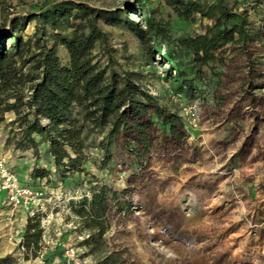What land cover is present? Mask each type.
<instances>
[{
	"label": "rangeland",
	"instance_id": "1",
	"mask_svg": "<svg viewBox=\"0 0 264 264\" xmlns=\"http://www.w3.org/2000/svg\"><path fill=\"white\" fill-rule=\"evenodd\" d=\"M50 1L0 0V20ZM78 1L110 10L132 2ZM225 2L237 12L245 10L254 32L264 38V0ZM98 25L107 36V47L114 50L116 70L142 73L149 93L161 106L178 113L182 136L177 141L158 137L139 165L119 148L114 149L108 165H103L102 153L95 146L101 139L97 135L85 152L84 172L71 175L84 182V188H72L71 178H67V184L59 180L45 143H40L36 152L13 149L7 141L13 115L5 113L0 118V158L25 185L38 187L39 179L31 175L34 168L49 172V182L44 180L49 185H43L40 203L46 214L53 216L49 238L61 244L50 246L39 261L30 264H68L64 247L76 250L78 264H264V240L250 217L253 205L247 204L243 190H238L241 171L221 170L222 162L241 142L247 140L254 146L253 155L256 146L264 145V105L259 104L258 90L242 82L245 75L239 70L257 65L259 56L264 55V44L248 45L244 55L233 52L217 99L188 101L174 92L175 81L163 78L167 62L160 61L158 55L154 62L146 61L131 30L104 21ZM31 29L32 23L27 32ZM171 29L175 35L199 31L197 23L189 26L174 17ZM60 55L65 60V52ZM242 171L249 173V168ZM90 184L106 186L109 207L102 235L84 243L90 233L96 232L83 228L68 203L88 194ZM112 192L115 194L110 198ZM7 210L17 217L13 224L2 219ZM0 218V258L10 256L14 264L23 263L18 261L19 236L15 232L20 225L19 213L2 202ZM5 229L10 234L4 235Z\"/></svg>",
	"mask_w": 264,
	"mask_h": 264
},
{
	"label": "trees",
	"instance_id": "2",
	"mask_svg": "<svg viewBox=\"0 0 264 264\" xmlns=\"http://www.w3.org/2000/svg\"><path fill=\"white\" fill-rule=\"evenodd\" d=\"M153 4V0H132L122 9L110 10L78 0H53L0 20V118L13 115L7 139L13 149L36 152L45 143L59 180L67 184L74 171L84 172L85 152L97 135L101 139L95 146L103 165L111 161L115 148L139 165L158 137L181 138L178 113L161 106L149 93L144 75L116 70L114 50L107 47L98 22L131 30L146 61L152 63L158 55L167 62L163 78L175 81L174 92L188 101L217 98L233 52L244 55L261 36L254 32L246 11H235L225 0ZM172 17L189 26L197 23L199 31L175 35ZM31 175L49 182L46 169L34 168ZM71 181L72 188H84V182ZM88 191L79 201L68 203L83 228L96 232L84 243L102 235L109 207L106 186L90 184ZM39 224L38 215L27 220L18 245L25 258L39 255ZM0 264H14V259L0 258Z\"/></svg>",
	"mask_w": 264,
	"mask_h": 264
},
{
	"label": "crops",
	"instance_id": "3",
	"mask_svg": "<svg viewBox=\"0 0 264 264\" xmlns=\"http://www.w3.org/2000/svg\"><path fill=\"white\" fill-rule=\"evenodd\" d=\"M256 44H264V38L258 37L255 42ZM243 55V54H240ZM258 61L255 67H246L244 69H239L241 72L244 71V79L243 83L246 86H249V88L254 87L256 90H258V94H260V106L264 105V55L259 56ZM224 76L226 74V70H223ZM257 94V95H258ZM210 99V98H208ZM207 99V100H208ZM211 99H217L212 98ZM264 137V135H262ZM226 140V137H224ZM228 140V139H227ZM242 142L239 144L238 148L234 149L228 156L227 160L222 162V171H229L232 168H237L239 171H241V175L239 176L240 181H237L238 184V190H243L245 194V202L247 204H252L253 209L250 211V217L253 220V223L256 228L259 230V237L261 240H264V145L257 147L256 146V153H252V146H249L247 143V140L244 144ZM249 168V173H245L242 170ZM223 172V173H225ZM35 180H38V178H34ZM40 183H36L35 186H38L40 189L45 188L46 184L44 180H40ZM27 185V184H26ZM45 185V186H43ZM47 187V186H46ZM2 202H6L8 205H10L5 198V195L3 193L0 194V204ZM38 211L36 215L45 210V207L42 208H36ZM5 216L2 217L4 221L11 222L12 224L14 221H16L17 217L13 215V211H5ZM16 212L19 213V221L20 225L18 227V230L15 232L18 234V240L19 238H22L24 235V232L26 230V223L28 218L33 217L29 216L27 212H25L22 209H16ZM18 216V215H17ZM1 219V218H0ZM10 220V221H8ZM12 232V231H11ZM2 233V232H1ZM3 234H10L8 232V229H5L3 231ZM17 240V242H18ZM18 247V246H17ZM17 249V248H16ZM39 256L36 257H29L24 260L23 263L19 264H30L32 262L39 261Z\"/></svg>",
	"mask_w": 264,
	"mask_h": 264
},
{
	"label": "built area",
	"instance_id": "4",
	"mask_svg": "<svg viewBox=\"0 0 264 264\" xmlns=\"http://www.w3.org/2000/svg\"><path fill=\"white\" fill-rule=\"evenodd\" d=\"M5 195L6 201L12 206L13 209H22L29 214L35 216L37 214L36 208L43 207L41 200L44 197V192L38 187H32L22 184L17 174L7 165L6 161L0 158V194ZM39 213V223L42 229V237L40 241L41 250L39 257L45 253V250L50 246L61 245L59 242H53L49 238L50 227L53 216L51 214ZM22 238H19L18 245ZM20 252L18 261L24 262L25 253L22 246L18 247ZM64 255L68 264H78L76 250L73 247H64Z\"/></svg>",
	"mask_w": 264,
	"mask_h": 264
}]
</instances>
